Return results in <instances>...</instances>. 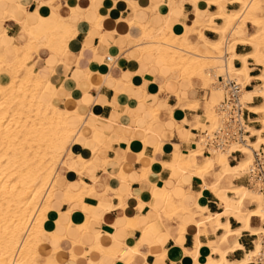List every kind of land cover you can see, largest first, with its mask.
<instances>
[{
  "label": "crops",
  "instance_id": "1",
  "mask_svg": "<svg viewBox=\"0 0 264 264\" xmlns=\"http://www.w3.org/2000/svg\"><path fill=\"white\" fill-rule=\"evenodd\" d=\"M177 1L0 0V51L14 55L11 47L15 43L25 44L32 38L25 29V24L30 25L33 19L30 13H36L35 22L42 30L49 31L61 21L69 22L76 30L68 40L70 54L64 63L61 64L44 44L39 52L32 54L34 63L42 69L41 73L48 76L44 99L48 100L56 92L57 103L61 108L77 110L84 115L77 122V132L69 149L89 160L83 175H80L73 168L82 166L83 162L65 154L63 164L59 166L60 175L55 181L61 189L55 195L56 212L61 216L67 209H72L85 226L82 225L80 233H74L65 240L47 236L41 245L43 255H50L52 249L59 248L56 256L62 264H125V261L110 253L103 254L96 250L89 252L101 239L104 246L115 254L122 250L123 244L137 245L139 253L134 255L133 264H195L193 255L197 251L200 263L216 256L212 254L211 245L214 241H221L225 229L217 226L214 219L207 221L205 226H189L181 236L182 223L188 219V214L179 218L174 207L168 205L161 211L158 220L157 212L149 204L143 209L139 208L140 197L150 203H154L153 199L159 201L163 197L162 191L153 187L155 183L165 182L168 188L181 193L176 184L180 178L178 171L164 164L174 161L175 145H181L183 150L191 147L192 144L185 142H190V131L196 135L199 133L194 127L195 115L199 114L201 120L206 121L203 110L206 103H200L204 95L202 83L196 79H180L171 83L170 73L160 61L146 57L141 62L135 57L134 48L138 43L129 37V34L137 37L141 31L138 24L130 23L132 19L135 18L138 23L150 21L151 25L160 27L164 23L162 13L167 8L173 9V14L180 18V24H189L195 15L193 5L185 2L179 7ZM227 7L239 9L240 5L227 4ZM210 9L215 11L216 7L212 5ZM101 16L103 20L99 27L95 24ZM246 28L245 36L249 37L255 28L251 23ZM205 33L211 39L218 37L211 31ZM251 50L252 47L248 45H238L236 49L242 55ZM106 56L115 57V62L109 63ZM102 63L108 67L103 69ZM235 65L239 67L242 63L236 59ZM249 65L253 78L262 74L260 65H255L252 60H249ZM51 67H54V72ZM261 84L260 80H252L247 90L256 92ZM179 92L183 100H198L199 108L192 110L181 107L180 98L177 97ZM254 95L249 106L264 103L258 93ZM154 108L160 112L159 119H155ZM259 116L246 110L250 128H259ZM103 123L106 130L97 131L96 127ZM149 126L152 127L151 133H146ZM143 140H146V144ZM233 156L236 159L240 157L239 154ZM231 161L234 159L230 158ZM81 180L87 186H94L96 193L86 196L83 203H68L63 191L68 187L79 190L82 187ZM181 180L184 191L181 200L186 206L195 207L201 186L188 176L181 177ZM212 181L213 178H207V182ZM239 181L247 184L246 178ZM235 182L228 180L223 184L238 185ZM224 185V188H228ZM202 201L210 213L223 211L213 193H205ZM250 204L246 209L256 207L249 209ZM125 216L138 217L139 225L134 228L126 226L123 222ZM254 217L250 220L251 227H261L263 222L260 217L259 225L254 224ZM60 219L63 221V217ZM150 221H157L161 225L160 233L153 239L150 238L153 226L143 229ZM221 223H228L231 229L242 228V224L233 216H223ZM242 230L239 236H230L220 242L223 250L237 247L227 256L231 261L241 259L246 251L252 249L250 247L256 240L248 230ZM198 242L202 243L200 248ZM72 253L78 257L73 259ZM36 262L48 264L43 256L38 257Z\"/></svg>",
  "mask_w": 264,
  "mask_h": 264
},
{
  "label": "bare ground",
  "instance_id": "2",
  "mask_svg": "<svg viewBox=\"0 0 264 264\" xmlns=\"http://www.w3.org/2000/svg\"><path fill=\"white\" fill-rule=\"evenodd\" d=\"M185 2H190L195 11L189 24H180V18L173 14L172 8H167L162 13L164 23L160 27L151 25L150 21L138 23L135 18L130 21L132 24H138L141 29L137 37L129 34L131 40L138 43L134 48L135 57L140 61L146 57L160 61L170 73L171 83L180 79H196L202 83L203 88L214 85L210 96L203 97L206 100L204 115L212 129L220 122L218 106L214 109L213 104H219L226 93L225 84L220 80L221 76L225 80L235 79L243 86L252 80L262 81L256 92L248 91L247 87H244L241 93L244 106L249 111L260 114V127L250 128L247 125L250 133L247 136V144L233 143L226 149L211 152L208 156L203 154L202 141L196 140V134L190 131L188 140L192 141V148L183 150L181 145H175L174 161L164 164L165 167L178 171L180 178L176 180V184L181 193L168 188L165 182L155 183L153 187L160 189L163 197L159 201L153 199L154 203L146 202L144 197H140L139 208L143 209L149 204L151 209L157 212L158 220L161 211L168 205L174 207L179 218L188 214V219L182 223L181 234L179 233L181 236L189 226H205L207 221L212 219L217 226L225 229L221 241H226L230 236H239L241 229L248 230L252 236L257 235L258 238L254 241L255 247L246 251L239 260L231 261L227 257L229 252L236 251L237 247L231 246L229 251L223 250L221 241H214L211 245L215 257L203 263L197 260L198 251L193 257L195 264H249L260 247L261 235L264 232V226L253 228L250 225L253 216L260 217L264 223L263 194L242 183L228 188H224L222 184L243 177L253 162L254 150L264 151V103L249 106L254 93L264 99V0H178L177 5L182 7ZM227 4H239L240 8L229 10ZM212 5L216 7L215 11L210 9ZM30 17L33 19L30 25L25 24V29L32 38L25 44L15 43L11 47L14 55L0 51V264H37L36 259L40 256L45 257L48 264H62L56 256L59 248L52 249L50 255H43L41 245L47 236L59 240L70 238L84 225V221L80 220L72 209H67L60 216L54 208L56 192L61 190L55 181L60 175L59 166L63 164L64 155L68 153L83 162L82 166L73 168L80 175H83L89 163L83 155L69 149L77 132V122L84 115L79 114L77 110L61 108L57 103L56 92L51 94L48 100L44 99L48 76L41 73L42 69L34 63L32 54L39 52L44 44L61 64L64 63L70 54L68 40L76 30L74 25L63 21L58 22L49 31L42 30L35 22L36 13H30ZM101 19L102 16L95 25L101 27ZM217 19L221 22H217ZM248 23L254 26L255 31L246 37L244 31ZM205 31H211L218 37L211 39ZM1 38L0 34V41ZM238 45L251 46L252 50L247 54H238ZM236 59L241 61V66L235 65ZM249 60L263 69L257 78L250 74ZM101 66L103 69L108 67L105 63ZM51 68L54 72V67ZM89 74L90 72L87 75ZM177 97L180 98L181 107L192 110L199 108L198 100H183L180 92ZM154 113L155 119H159V110L155 109ZM201 125V116L196 114L194 127L199 129ZM151 128L147 127L146 133H151ZM96 130L105 131V123L96 127ZM251 137H255V140L251 141ZM143 143L146 144V140H143ZM236 150H240L246 157L231 164L230 158L236 159L233 156ZM146 174L145 171V177ZM183 176L196 180L201 186L195 207L186 206L181 200L184 192L181 180ZM208 177L213 178V181L207 182ZM81 185L79 190L68 187L63 191L68 203H83L86 196L96 193L94 186L85 185L83 180ZM205 193H213L218 198L223 208L221 213L209 212V208L202 201ZM250 203L256 204V207L248 210L246 207ZM223 216L235 217L242 224V228L231 229L228 223H221ZM137 219L138 217L125 216L123 222L126 226L134 228L139 225ZM152 226L150 238L153 239L160 233L161 225L157 221H150L143 229ZM142 242L143 239L140 240V243ZM201 245L202 243L198 242L199 248ZM92 250L103 254L110 253L125 261V264H133L134 255L139 253L137 245L133 247L124 244L118 254L112 253L101 239L89 252ZM185 251L188 253L186 249ZM72 257L76 259L78 256L72 253Z\"/></svg>",
  "mask_w": 264,
  "mask_h": 264
},
{
  "label": "built area",
  "instance_id": "3",
  "mask_svg": "<svg viewBox=\"0 0 264 264\" xmlns=\"http://www.w3.org/2000/svg\"><path fill=\"white\" fill-rule=\"evenodd\" d=\"M105 58L111 64L115 62V57L113 56H106ZM220 80L225 84L226 88L225 97L218 105L220 122L215 128L199 130L197 134L199 140L204 144L205 154L226 149L237 142L247 144V136L250 134L247 130V125L249 124L246 118L247 108L241 101V93L244 87H249V85L243 86L242 83L235 79L225 80L223 76H221ZM234 154H239L242 157L240 150L234 151ZM234 161H237V159H234ZM241 178H246L247 185L257 189L264 197L263 150H254L253 162L249 165L247 173ZM255 237L258 238L257 235ZM253 247H255L254 241ZM249 264H264V232L261 235L260 247Z\"/></svg>",
  "mask_w": 264,
  "mask_h": 264
},
{
  "label": "rangeland",
  "instance_id": "4",
  "mask_svg": "<svg viewBox=\"0 0 264 264\" xmlns=\"http://www.w3.org/2000/svg\"><path fill=\"white\" fill-rule=\"evenodd\" d=\"M238 5V4H237ZM220 22H221V20H219ZM246 30H247V28H246ZM250 30V29H249ZM251 31V30H250ZM247 34L249 35V33H248V31H247ZM251 34V33H250ZM203 86V85H202ZM214 85H209L208 87H206V88H203L202 87V89L204 90V95H203V97H206V96H210V94H211V92H212V90L214 89V87H213ZM249 97H251V96H249ZM204 102H206V100H203V99H200V103H201V105L204 103ZM217 102H215L213 105H214V109H216V107L219 105L218 103L216 104ZM203 109V108H202ZM204 111H205V109H203ZM217 112V111H216ZM204 117H205V119H206V121L205 120H201L202 121V123H203V125H201L200 126V128L198 129V130H202L203 128H211L210 126H209V124H210V122H208L207 121V117L204 115ZM208 125V126H207ZM257 127H260V125L258 124L257 125ZM195 139L196 140H199V137H198V135H195ZM252 140L251 141H254L255 140V137H252L251 138ZM185 143H189V144H192V141H190V142H185ZM192 147H190L189 149H187V150H190ZM261 150V149H260ZM203 154L204 155H206V156H208V154H205L204 153V151H203ZM246 156L245 155H242V157H238V159L237 160H241V158L243 159V158H245ZM232 163H236V161H231V164ZM236 184H244V185H246L247 186V184L246 183H244V182H241V181H239L238 179L236 180V182H235ZM224 184H222V186H223ZM225 187H229V186H233V185H231V183H226L225 185H224ZM249 187V186H248ZM87 202H88V200H87ZM256 206V204H250L249 206H248V208H253V207H255ZM82 214H83V212H82ZM174 218H170V220H173ZM253 219H255V221H254V224L255 225H259L260 224V220H259V218L258 217H254ZM261 227L262 226H264V223H261V225H260ZM81 230H82V228H80L79 230H77L76 232H74V233H80L81 232ZM73 233V234H74ZM256 238V237H255ZM216 239H217V237H216ZM250 248H253V245L250 247ZM231 258V257H230Z\"/></svg>",
  "mask_w": 264,
  "mask_h": 264
}]
</instances>
